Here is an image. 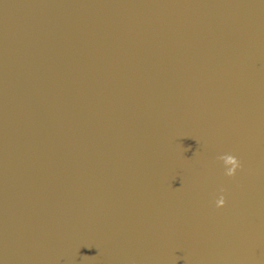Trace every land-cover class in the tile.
Segmentation results:
<instances>
[{
	"label": "water",
	"instance_id": "1",
	"mask_svg": "<svg viewBox=\"0 0 264 264\" xmlns=\"http://www.w3.org/2000/svg\"><path fill=\"white\" fill-rule=\"evenodd\" d=\"M0 264H264V0H0Z\"/></svg>",
	"mask_w": 264,
	"mask_h": 264
},
{
	"label": "clouds",
	"instance_id": "2",
	"mask_svg": "<svg viewBox=\"0 0 264 264\" xmlns=\"http://www.w3.org/2000/svg\"><path fill=\"white\" fill-rule=\"evenodd\" d=\"M229 162L232 164V168L229 172V175L234 176L237 173V170L240 168V161L235 156L228 157ZM220 204H223V200L220 201Z\"/></svg>",
	"mask_w": 264,
	"mask_h": 264
}]
</instances>
